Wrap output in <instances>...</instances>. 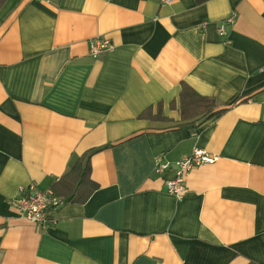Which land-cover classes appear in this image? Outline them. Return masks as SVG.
I'll use <instances>...</instances> for the list:
<instances>
[{
    "label": "crops",
    "instance_id": "0c3cea01",
    "mask_svg": "<svg viewBox=\"0 0 264 264\" xmlns=\"http://www.w3.org/2000/svg\"><path fill=\"white\" fill-rule=\"evenodd\" d=\"M98 37L113 50L93 59ZM181 82L217 110L246 101L184 125ZM158 103L169 121L138 118ZM94 149L98 188L85 203L64 204L45 229L17 215L20 189L53 190ZM195 149L217 160L191 170L176 199L153 174L154 157ZM249 262L264 264V0H7L0 264Z\"/></svg>",
    "mask_w": 264,
    "mask_h": 264
},
{
    "label": "built area",
    "instance_id": "2783aa9c",
    "mask_svg": "<svg viewBox=\"0 0 264 264\" xmlns=\"http://www.w3.org/2000/svg\"><path fill=\"white\" fill-rule=\"evenodd\" d=\"M162 2L169 4L171 0H162ZM226 22L232 25L234 17H230ZM218 32L220 35L225 34L222 25ZM112 50V43L105 37L94 38L88 42V54L93 59H98ZM216 160V155L199 149L174 161H168L164 154H158L154 157L152 172L163 181V186L168 194L176 199H181L188 193L185 184L187 174L197 167L212 164ZM10 205L20 218L45 229L51 222L50 214L63 206L64 200L55 195L52 189L41 190L36 185L30 184L20 189L18 195L11 199Z\"/></svg>",
    "mask_w": 264,
    "mask_h": 264
},
{
    "label": "trees",
    "instance_id": "16d2710c",
    "mask_svg": "<svg viewBox=\"0 0 264 264\" xmlns=\"http://www.w3.org/2000/svg\"><path fill=\"white\" fill-rule=\"evenodd\" d=\"M6 1L7 0H0V9ZM244 101L246 100L237 98L230 103L224 104L223 106H225V108L217 110L218 104L214 99L199 95L186 83L181 82L178 94V115L180 122L184 125L193 126L198 121L209 120L216 115L224 113L230 106ZM169 108H174L173 101L169 104ZM138 118L158 122L169 121L162 113L161 103L156 105L155 113H153L152 107L150 106L143 110ZM99 150L100 149L86 151L76 158L66 173H64L53 185L54 194L61 197L64 200V204H83L98 188L97 184L90 178V157ZM248 264L259 263L249 262Z\"/></svg>",
    "mask_w": 264,
    "mask_h": 264
}]
</instances>
